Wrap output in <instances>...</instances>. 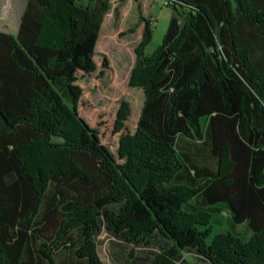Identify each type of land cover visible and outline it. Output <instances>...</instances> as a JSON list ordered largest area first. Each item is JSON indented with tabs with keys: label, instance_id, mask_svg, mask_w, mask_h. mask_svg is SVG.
<instances>
[{
	"label": "trees",
	"instance_id": "1",
	"mask_svg": "<svg viewBox=\"0 0 264 264\" xmlns=\"http://www.w3.org/2000/svg\"><path fill=\"white\" fill-rule=\"evenodd\" d=\"M80 2L26 0L19 29L0 30V264H57L62 245L103 264V230L166 240L148 264H264V0H171L151 54L144 18L128 79L144 106L131 133L121 103L115 148L80 114L77 83L114 1Z\"/></svg>",
	"mask_w": 264,
	"mask_h": 264
},
{
	"label": "rangeland",
	"instance_id": "2",
	"mask_svg": "<svg viewBox=\"0 0 264 264\" xmlns=\"http://www.w3.org/2000/svg\"><path fill=\"white\" fill-rule=\"evenodd\" d=\"M113 1L112 9L104 18L96 47L97 68L90 74L79 72L77 83L84 90L79 107L80 114L89 124L99 126L101 133L104 134L103 141L115 148L123 132H113L116 113L121 103L127 101L131 106V114L126 123V130L131 133L136 130L144 106V90L132 88L128 83L131 69L136 62L135 48L144 31L143 19L149 18L154 30L152 41L145 49L146 53L151 54L162 43L173 10L168 6L167 0ZM88 2L89 0H81L80 3ZM25 4L26 0H0V30L14 33L19 29ZM226 216L227 212L220 220L212 222L208 240L215 233L229 229L230 224ZM238 230L246 237L251 234L246 225H240ZM98 238L103 264H128V261L132 264H148L159 247L168 244L166 240L160 238L144 246L128 245L126 242L122 243L123 245L110 246L112 236L106 230H103ZM184 256L188 264H206L196 254L186 252ZM74 257V251L62 245L56 251L55 259L57 264H74Z\"/></svg>",
	"mask_w": 264,
	"mask_h": 264
},
{
	"label": "crops",
	"instance_id": "3",
	"mask_svg": "<svg viewBox=\"0 0 264 264\" xmlns=\"http://www.w3.org/2000/svg\"><path fill=\"white\" fill-rule=\"evenodd\" d=\"M15 33V32H14ZM123 243V241H121V240H117V239H115L113 236H112V240H111V242H110V246H111V244H113L114 246H116V245H123L122 244ZM110 249H113L112 247H110ZM113 253L115 254L116 252L113 250Z\"/></svg>",
	"mask_w": 264,
	"mask_h": 264
},
{
	"label": "built area",
	"instance_id": "4",
	"mask_svg": "<svg viewBox=\"0 0 264 264\" xmlns=\"http://www.w3.org/2000/svg\"><path fill=\"white\" fill-rule=\"evenodd\" d=\"M171 2V0H167V4H169Z\"/></svg>",
	"mask_w": 264,
	"mask_h": 264
}]
</instances>
